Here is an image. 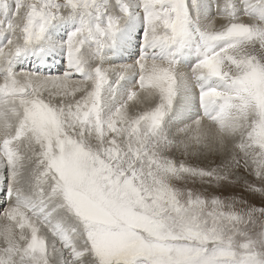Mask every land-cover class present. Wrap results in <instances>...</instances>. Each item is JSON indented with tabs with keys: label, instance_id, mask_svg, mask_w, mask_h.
I'll return each mask as SVG.
<instances>
[{
	"label": "snow or ice",
	"instance_id": "6c2138e0",
	"mask_svg": "<svg viewBox=\"0 0 264 264\" xmlns=\"http://www.w3.org/2000/svg\"><path fill=\"white\" fill-rule=\"evenodd\" d=\"M0 220V264H264V0H0Z\"/></svg>",
	"mask_w": 264,
	"mask_h": 264
},
{
	"label": "rangeland",
	"instance_id": "374dc122",
	"mask_svg": "<svg viewBox=\"0 0 264 264\" xmlns=\"http://www.w3.org/2000/svg\"><path fill=\"white\" fill-rule=\"evenodd\" d=\"M235 191H236V194L239 195L241 190L240 189H236ZM225 195H227V193H225ZM254 202L259 204V198H256ZM3 222H5V221H3Z\"/></svg>",
	"mask_w": 264,
	"mask_h": 264
},
{
	"label": "bare ground",
	"instance_id": "6f19581e",
	"mask_svg": "<svg viewBox=\"0 0 264 264\" xmlns=\"http://www.w3.org/2000/svg\"><path fill=\"white\" fill-rule=\"evenodd\" d=\"M217 26H219V25H217ZM130 62V61H129ZM4 220H0V227H2L4 224H5V222H3Z\"/></svg>",
	"mask_w": 264,
	"mask_h": 264
}]
</instances>
